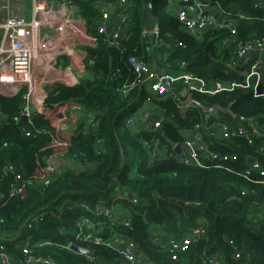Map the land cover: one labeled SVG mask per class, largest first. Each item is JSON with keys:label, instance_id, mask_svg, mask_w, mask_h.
Returning <instances> with one entry per match:
<instances>
[{"label": "trees", "instance_id": "1", "mask_svg": "<svg viewBox=\"0 0 264 264\" xmlns=\"http://www.w3.org/2000/svg\"><path fill=\"white\" fill-rule=\"evenodd\" d=\"M127 1L130 5L119 8L129 16L117 43L98 32L102 12L94 0L76 1L77 16L88 22L89 33L97 39L96 45L81 46L87 75L73 85L37 88L30 121L19 118L26 89L13 96L0 94L4 115L0 124V247L17 261L23 259V248L29 247L35 255L47 258L48 264H127L112 250L76 237L78 224L85 220L101 222L104 237L128 236L153 264H202L203 256L221 264H264V185L240 175L248 168L252 150L247 140L224 139L218 131L202 134L208 151L218 152L220 158L236 156L214 162L204 157V167L184 164L174 150L197 123L210 125L216 120L245 127L258 121L255 142L264 144V96L242 87L216 95L194 93L203 107L181 109L170 94H152L144 77L137 78L129 63L130 57H136L155 68L159 55L165 67L162 72L185 71L208 83L214 79L241 83L245 71L232 66L238 60L237 44L264 38L263 8L255 5L257 0H199L220 6L236 18V34L207 29L198 35L177 17L178 10L197 0H154L158 34L143 36L140 5ZM239 13L248 19H239ZM69 63L68 58L62 59L65 67ZM129 84L133 86L126 92L124 86ZM182 86L176 85L177 92ZM72 102L80 105L77 121L67 113ZM204 107L219 110L207 114ZM142 110L154 113L151 124L162 116L161 127L140 124L136 115ZM129 118L134 120L131 125ZM61 122H76V127L60 132ZM55 133L64 146H50ZM51 154L59 157L58 170L42 188L37 183L43 181L42 168ZM17 178L36 183L25 189L22 198L10 196ZM117 203L120 208L115 210ZM125 219L130 227L122 225ZM196 230L204 231L196 235ZM160 236L168 243L186 236L193 241L173 256L169 244L159 242Z\"/></svg>", "mask_w": 264, "mask_h": 264}, {"label": "built area", "instance_id": "2", "mask_svg": "<svg viewBox=\"0 0 264 264\" xmlns=\"http://www.w3.org/2000/svg\"><path fill=\"white\" fill-rule=\"evenodd\" d=\"M26 0H0V94L13 96L21 90L26 89L22 95V107L19 118L30 121L35 113L37 103V88H47L50 86L63 84L73 85L77 80L86 75L84 65L85 53L81 46L96 45V37L89 33L88 24L85 19L77 16V3L71 0H30V18L26 19V9L23 7ZM94 5L101 10L102 18L97 30L105 35L111 43H117L121 37V28L129 16L125 10L119 8L130 5L127 0H94ZM256 6H260L264 11V0H257ZM212 6L195 1L191 7L180 9L177 12L179 21L185 28L192 33L201 35L207 29H228L230 34H236V18L229 12L216 6L215 12H209ZM116 16L113 22H109L111 10ZM239 19H248L244 14H238ZM235 20V22H233ZM157 36L158 32L153 33ZM147 32L144 29L143 36ZM236 54L238 60L232 62L235 68L244 67V80L241 83L233 82L224 84L214 79L208 83L204 79L197 78L188 72L173 74L169 71L159 72L150 65L141 63L136 57H130L129 63L137 74V78L147 82L149 91L152 94H170L178 108L185 109L190 107H203L202 103L191 94H213L216 95L223 91H231L236 87L251 90L255 95L264 96V38L254 39L237 44ZM69 57V65L62 64V59ZM185 62L180 67L184 69ZM71 69L76 73L71 72ZM134 84V83H132ZM182 84V89L177 92L176 85ZM133 85H125L124 89L128 92ZM72 110L80 112L78 103L68 106ZM4 121V115L0 111V124ZM163 117L153 121L154 128L161 127ZM131 125L134 123L132 118L128 119ZM98 121L92 124L96 127ZM220 125L218 130L215 129ZM250 127L239 124H230L222 120H216L210 125L197 123L192 132L195 137H186L181 145L180 161L184 164H195L204 167L202 158L206 157L210 162L216 160L236 159V156L223 155L221 158L216 151H208V143L202 139V134H216V131L224 138L244 137L247 144L251 146L249 153L248 168L241 172L247 180L262 183L264 185V144L255 142L256 134L259 132L258 121H251ZM60 132H68L69 124L61 122L58 126ZM66 143L55 133L51 147L58 148ZM177 145V144H176ZM175 145V146H176ZM174 146V147H175ZM59 157L51 154L47 164L42 168L43 181L39 187L44 188L53 178L58 170L56 161ZM256 174V179L253 177ZM33 179L23 182L17 178L10 188V196H19L29 186L34 185ZM36 184V183H35ZM136 202V199H133ZM101 212L109 215L108 210L101 209ZM85 221V220H84ZM78 224V234L76 237L93 246H103L117 253L127 264H153L149 261H141L142 255L138 251V245L126 235L104 237V226L101 222L91 223L94 232L85 233V225ZM84 223L87 224L85 221ZM128 220H123L124 227H130ZM204 230H196L194 233L199 235ZM85 234V235H84ZM84 235V236H83ZM83 236V237H82ZM193 241L192 236H186L181 240H170L168 251L175 256L178 252L188 249ZM233 244L232 241H230ZM71 245H69L70 247ZM22 261L14 260L7 254L3 247H0V264H48L49 260L45 257L35 255L33 249L23 248ZM240 257V252L236 255ZM93 259V258H91ZM202 264H221L216 258L203 256Z\"/></svg>", "mask_w": 264, "mask_h": 264}, {"label": "water", "instance_id": "3", "mask_svg": "<svg viewBox=\"0 0 264 264\" xmlns=\"http://www.w3.org/2000/svg\"><path fill=\"white\" fill-rule=\"evenodd\" d=\"M135 1H138L139 5H140V15H141L142 20H143V26H144L145 31L147 33H153L155 30H157V25L159 23V17L156 16L154 13V8H153L154 0H135ZM111 13H114L113 9L111 10ZM242 69L244 70V67H242ZM215 110H219V107H204V111L207 114H209ZM220 110H223V109H220ZM226 110L229 111V108ZM237 118H240V117L237 116ZM22 120L24 121L25 119L22 118ZM174 150L177 154H180L181 153V145L177 144L174 147ZM72 248L75 250H78L82 253H85V254L90 253V250L88 248L79 247L76 245H73Z\"/></svg>", "mask_w": 264, "mask_h": 264}, {"label": "crops", "instance_id": "4", "mask_svg": "<svg viewBox=\"0 0 264 264\" xmlns=\"http://www.w3.org/2000/svg\"><path fill=\"white\" fill-rule=\"evenodd\" d=\"M209 12H215L216 11V8H214V7H212V8H209V10H208ZM115 18L116 17H114V13H111V15H110V18H109V22H113L114 20H115ZM87 24H88V22H87ZM160 58V56L159 55H156V57H155V63L156 64H158V66H154L155 67V69L156 70H158L159 72H162V70H164V66H161L160 65V63H159V59ZM71 72L75 75V77H73V79L75 80L76 79V73L71 69ZM263 73H264V69H263ZM86 75H87V73H86ZM71 105L72 104H74V102H72V103H70ZM147 111H150V110H147ZM140 112H142L143 113V110L142 111H140ZM139 112V113H140ZM151 112V111H150ZM67 113L69 114V115H73V120L74 119H76V121H77V119L79 118V117H81V114H80V112L79 111H77V110H72L71 108H69L68 107V109H67ZM137 114L136 116H137V119H138V117H140L141 115L140 114ZM141 113V114H142ZM148 114V113H147ZM146 114V115H147ZM145 115V116H146ZM150 115V117H148V118H143V119H141V118H139V123L140 124H142V125H145L146 123H148V122H151V120L153 119V117H154V113H150L149 114ZM67 123V122H66ZM75 123L76 122H74V123H67V124H69V131H72L76 126H75ZM187 137H190V138H193V137H195V133L194 132H190V133H188V135H187ZM56 163L59 165V159L56 161Z\"/></svg>", "mask_w": 264, "mask_h": 264}, {"label": "rangeland", "instance_id": "5", "mask_svg": "<svg viewBox=\"0 0 264 264\" xmlns=\"http://www.w3.org/2000/svg\"><path fill=\"white\" fill-rule=\"evenodd\" d=\"M63 1H68V0H63ZM71 1H74V2H76V1H81V0H71ZM31 4H30V0H26L25 1V4H23V7H25V9H26V19L28 20L29 18H30V6ZM233 22H235V20H233ZM65 58H68V59H70L68 56L67 57H65ZM148 113V114H147ZM151 112L150 111H147V110H143V113L141 114V116H140V118L141 119H145V118H148V117H150V114ZM147 114V115H146ZM146 115V116H145ZM220 128V125L218 124L216 127H215V129L216 130H218ZM130 199H132V198H130ZM120 208V204H116L115 205V207H114V209L115 210H117V209H119ZM85 221H83L82 220V223L81 224H83V225H85V228H86V230H88V229H91V230H93L94 228L91 226V223H84ZM91 230H89V232H92ZM159 236V235H158ZM160 241H162V242H164L166 245L167 244H169L168 243V241H166V239H164V237H162V236H160L159 237V242ZM158 242V243H159ZM141 254V253H140ZM140 260L141 261H144L145 260V258L144 257H140Z\"/></svg>", "mask_w": 264, "mask_h": 264}]
</instances>
